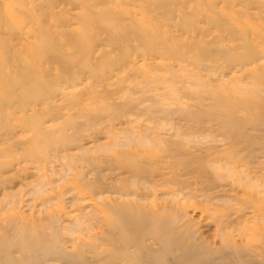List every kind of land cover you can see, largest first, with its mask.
Masks as SVG:
<instances>
[{"label":"rangeland","instance_id":"374dc122","mask_svg":"<svg viewBox=\"0 0 264 264\" xmlns=\"http://www.w3.org/2000/svg\"><path fill=\"white\" fill-rule=\"evenodd\" d=\"M263 2L0 0V264H264Z\"/></svg>","mask_w":264,"mask_h":264},{"label":"bare ground","instance_id":"6f19581e","mask_svg":"<svg viewBox=\"0 0 264 264\" xmlns=\"http://www.w3.org/2000/svg\"><path fill=\"white\" fill-rule=\"evenodd\" d=\"M246 2H249L250 0H245ZM263 4V8H264V2L262 3ZM248 5V4H247ZM112 18V17H111ZM115 19V18H114ZM264 24V23H263ZM110 25V24H109ZM111 26V25H110ZM84 30V29H83ZM233 30H231V32H230V35H231V37H234V36H237V33H235V32H232ZM235 31V30H234ZM244 32H248V29H245V30H243ZM241 38H242V40H243V44L241 45V46H243V47H245L246 48V50L247 49H249L250 48V45H249V43H248V39H247V36H246V34H242L241 35ZM42 47L43 48H45L46 47V45L42 42ZM199 47L200 48H204L205 47V45H202V44H199ZM201 51H205V48L204 49H202ZM215 53H217V52H215V51H212V52H210V56H214L215 55ZM60 85V83L58 84V86ZM10 88V87H9ZM8 88V89H9ZM7 89V90H8ZM50 90V89H49ZM51 92L53 91V89L52 90H50ZM6 93H7V91H6ZM0 103H1V100H0ZM48 183H45V184H38L36 187H35V190H33V192L31 191V193H34L33 195H35V196H39L40 194L43 196V195H45L46 193H48V191H49V187H47L46 185H47ZM68 193V192H67ZM58 194H65V193H62V191H59V193ZM17 196V195H16ZM16 196H13V197H16ZM45 196H47V195H45ZM55 196V194L53 195V196H51V197H43V198H41L42 199V203H41V211L42 210H44L46 207L48 208V206H49V204H51L52 202H54L53 200L56 198V197H54ZM19 200V203L20 202H22L21 201V199L20 198H18ZM112 202V200H108V202H106V203H108V204H112L111 203ZM18 203V204H19ZM15 204H13L12 206L13 207H15L14 206ZM118 206H120V205H117V206H115L114 207V209L115 208H117ZM45 211V210H44ZM43 212V211H42ZM11 220H13V221H16L17 219L16 218H10ZM159 264V263H158Z\"/></svg>","mask_w":264,"mask_h":264}]
</instances>
